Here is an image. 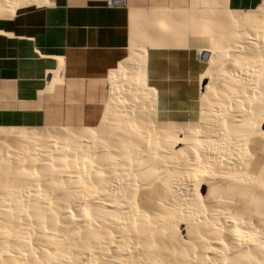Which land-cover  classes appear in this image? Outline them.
I'll return each instance as SVG.
<instances>
[{
  "label": "bare ground",
  "instance_id": "obj_1",
  "mask_svg": "<svg viewBox=\"0 0 264 264\" xmlns=\"http://www.w3.org/2000/svg\"><path fill=\"white\" fill-rule=\"evenodd\" d=\"M45 2L0 0V18ZM255 8L229 10L232 40L198 50V124L157 118L145 47L129 46L97 125L0 129V264H264V174L246 161L249 139L264 142V0ZM237 50L261 76L234 73L254 56L238 66Z\"/></svg>",
  "mask_w": 264,
  "mask_h": 264
},
{
  "label": "crops",
  "instance_id": "obj_2",
  "mask_svg": "<svg viewBox=\"0 0 264 264\" xmlns=\"http://www.w3.org/2000/svg\"><path fill=\"white\" fill-rule=\"evenodd\" d=\"M108 1L46 0L0 18V127L97 125L109 72L129 46L145 47V75L155 90L157 118L188 122L197 117L203 80L198 51L182 34L161 38L168 33L169 18L186 19L179 10L187 9L190 0H122L114 6ZM215 2L228 9L229 4L250 7L254 0ZM163 8L170 12L147 14L154 21L152 43L138 45L139 34L131 31L143 24L138 12ZM207 34L208 42L214 40Z\"/></svg>",
  "mask_w": 264,
  "mask_h": 264
},
{
  "label": "rangeland",
  "instance_id": "obj_3",
  "mask_svg": "<svg viewBox=\"0 0 264 264\" xmlns=\"http://www.w3.org/2000/svg\"><path fill=\"white\" fill-rule=\"evenodd\" d=\"M191 1H192V3H191ZM216 1V0H215ZM214 0H190V3H189V8L187 7V9H180L179 11L180 12H183V13H186V19L185 20H175V19H173V18H169L168 20H167V23H168V33L167 34H164V35H161V38L163 37L164 39H167V40H170L171 39V37H169V34L171 35H173L174 37H175V39H177V38H180V36H181V34H182V39L183 40H186L188 43H189V45L191 46V47H193V48H195L197 51L198 50H200V49H202V48H207L208 47V44H209V42H208V38L206 37V36H204L203 35V33H205V32H208V34H207V36H212L213 38H214V40L215 41H217L218 42V44L219 45H221V46H225V44L226 43H228L229 41H227L228 39H230V41L232 40L231 38H230V36H229V32H228V30H226L225 29V27H226V25H225V23L224 22H222L223 20H218V19H224L225 18V16H226V14L228 13V9H231V10H235V12L236 13H238V14H241V13H243L242 12V9H250L251 8V10L258 16V15H260L261 13L257 10V8H254L255 6H256V4L257 3H259V1L260 0H254V2H252V6H250V7H247V8H235L234 6H232V4H229V7H228V9L227 8H223V7H220V4H218L217 2H215ZM228 4V3H227ZM218 5V8H215L216 6ZM228 6V5H227ZM243 6H245V5H243ZM243 6H241V7H243ZM255 9L257 10V11H255ZM153 11H158V12H161V11H164V12H170V10H168L167 8H163V9H145V11H140V12H138L139 14H140V18L138 19V20H143L142 22H143V24L141 25V23L140 24H136V26H135V29L136 30H134L133 29V26L131 27V31H135V32H138V34H139V40H138V42H137V44L138 45H142V44H146V46H148V45H150V43H152V36H153V34H152V30H151V28L153 27V25H154V21H151V19L147 16V14L149 13V12H153ZM253 12H249V13H253ZM259 12V13H258ZM143 15H145V16H143ZM137 21V20H136ZM139 25V26H138ZM140 27V28H139ZM139 28V29H138ZM229 29V28H228ZM237 30V29H236ZM236 30L234 31V33L236 32ZM233 37V36H232ZM226 47H228V45L226 46ZM236 52H240V51H236ZM236 52H234V54L236 53ZM257 52V51H256ZM240 53H242V54H244L243 52H240ZM240 53H237V55L239 56L240 55ZM255 53V52H254ZM252 54V55H254V56H252V55H250V54H244V56L242 57L241 56V58L239 59V57L237 58L236 57V55L234 56V54H233V52H232V54H233V56H234V58L237 60V61H239V62H241V63H239V65L238 66H241L240 64H244L245 63V60H243V59H245L244 57L245 56H247V55H249V56H252V57H249V56H247V57H249V59H252V61H254L253 63L255 64L256 62H258V61H255V54ZM227 54V53H226ZM231 55V54H230ZM258 55V54H257ZM196 56H197V58H199L200 57V54H198V52L196 53ZM259 56V55H258ZM226 57H227V55H226ZM201 59V58H200ZM247 59V58H246ZM246 60L247 62H249L250 61V63H248V64H250V66H253L254 64L251 62V60ZM202 60V59H201ZM247 62L244 64V65H246L247 66V68L246 67H244V66H241L243 69H244V71L246 70V69H249V70H247V71H243V69L241 68L240 69V72H241V70H242V72H243V74L244 73H246V72H253L252 70H255L254 72H256V73H258V74H256V75H260L261 76V74H262V72H257V71H260L259 69L262 67V62L261 63H257V64H255L256 66H253V68L252 67H250V66H248V64H247ZM232 63V62H231ZM230 63V64H231ZM229 64V62L226 64V65H224V66H226V67H230V66H227ZM253 64V65H252ZM260 64V65H259ZM223 66V67H224ZM260 66V67H259ZM249 67V68H248ZM256 67H258V68H256ZM252 68V69H251ZM263 68V67H262ZM202 69H203V72H204V70L206 69V63H205V61H203L202 60ZM250 69H251V71H250ZM257 69V70H256ZM241 72V73H242ZM248 72V73H249ZM253 72V73H254ZM235 74L236 73H238L239 75H242V76H245L246 77V75L248 74V73H246V75L244 74H240L239 72H237V70L234 72ZM253 73L251 74V73H249L247 76V78L248 79H250L251 80V78L253 77V76H255V78L257 77L255 74L253 75ZM249 75H253L252 77H250ZM250 77V78H249ZM257 79V78H256ZM107 81H108V90H109V86H110V83H109V79L107 78ZM252 81V80H251ZM253 81H254V77H253ZM207 83V80L206 79H203L202 80V86H201V90H200V96H199V111H198V114H197V117L194 119V120H192L191 121V123H185V122H181V123H174V124H176V125H186V124H198L199 122H200V117H199V112H200V110H201V106H200V104H201V101H202V92H203V90H204V85ZM239 88V87H238ZM108 90H107V94H108ZM211 96H212V94H211ZM107 97V96H106ZM106 103H107V98H106V101H105V103H104V110H105V106H106ZM197 104H198V102H197ZM209 106H211V105H209ZM250 107L251 106H249V109L248 108H246V109H248L249 111H250ZM254 108H255V106H253ZM224 107H222L221 109H220V106H219V109L222 111V109H223ZM261 110H264L263 108V106H261ZM253 109V108H252ZM258 110L260 109L259 107L257 108ZM257 109L255 110V111H257ZM248 110H245V113H244V115H247L248 113H253V114H257L256 116L257 117H252L253 116V114H252V116L250 117L251 119H248V120H250V122H248V123H252V122H254V123H252L251 124V127L252 128H255L254 126H256L255 125V123L257 122V121H259L260 120V118H262V113H264V112H262V111H259V112H262V113H260L259 114V112H252V111H250V112H248ZM246 111H247V113H246ZM218 112H220V111H218ZM225 111H224V109H223V113L221 112V115L219 114V116H221V117H219V118H217L218 119V121H221V119L223 120L224 119V116L226 115L225 113H224ZM195 114V115H196ZM258 114L260 115L259 117L260 118H258ZM251 114H249V116H250ZM227 116V115H226ZM255 116V115H254ZM247 117V116H246ZM245 117V118H246ZM211 118V117H210ZM244 118V119H245ZM220 119V120H219ZM252 119L254 120H257V121H252ZM198 120H199V122H198ZM247 120V121H248ZM155 121V120H154ZM246 121V122H247ZM252 121V122H251ZM189 122V121H188ZM198 122V123H197ZM160 123H162V122H160ZM257 123H259V122H257ZM249 124V125H250ZM254 124V125H253ZM248 125V124H247ZM260 126H258V128L257 129H259V127L260 128H264V119L262 118V121L260 122V124H259ZM1 128H3V129H12V130H14V129H17L18 127H11V128H7V127H0V129ZM28 128H30V129H40V130H46V129H60V130H66V129H70V128H73V127H48V126H39V127H28ZM252 131H254L253 133L254 134H258L259 132H257V131H255L254 129L252 130ZM251 131V132H252ZM251 132H249V134L251 133ZM248 133V132H247ZM256 134V135H257ZM251 135H252V133L250 134V136H247L246 137V139H249L250 137H251ZM255 136V135H254ZM259 136L261 137V135H260V133H259ZM258 135H257V138L259 139L260 137H259ZM256 138V136L253 138V137H251V139H249V141H248V143H247V145L248 146H246L247 147V150H246V154L247 153H249V154H247V157L249 158V159H247L246 161L247 162H250V161H252L253 163H251V167H253L254 165H258L259 164V167H260V173L261 174H264V142H262V145H259L260 143H261V139L263 138V137H261V139L259 140L260 142L259 143H256V145H258V146H255V139H257ZM258 139H257V141L256 142H258ZM254 141V142H253ZM251 142H253V145H251ZM249 143H250V145H251V147L249 146ZM253 146H255L254 148H252ZM260 146H261V149H260ZM178 147V146H177ZM256 147H258L259 149H256ZM244 149V148H243ZM243 149H241L240 150V155H241V153L243 154ZM244 150V151H245ZM262 150V151H261ZM248 151V152H247ZM244 154H245V152H244ZM252 156V157H251ZM246 157V158H247ZM250 158H251V160H250ZM245 162V161H244ZM255 163V164H254ZM257 163V164H256ZM203 191H204V188H203Z\"/></svg>",
  "mask_w": 264,
  "mask_h": 264
},
{
  "label": "built area",
  "instance_id": "obj_4",
  "mask_svg": "<svg viewBox=\"0 0 264 264\" xmlns=\"http://www.w3.org/2000/svg\"><path fill=\"white\" fill-rule=\"evenodd\" d=\"M122 2H123L122 0H109V1L107 2V5H108V6L119 5V4H121Z\"/></svg>",
  "mask_w": 264,
  "mask_h": 264
}]
</instances>
